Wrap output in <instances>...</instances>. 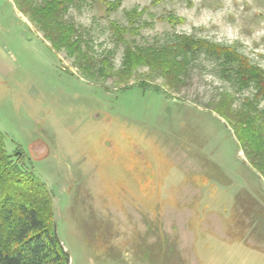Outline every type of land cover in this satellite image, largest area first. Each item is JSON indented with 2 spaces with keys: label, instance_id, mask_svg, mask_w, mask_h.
Returning <instances> with one entry per match:
<instances>
[{
  "label": "rangeland",
  "instance_id": "rangeland-1",
  "mask_svg": "<svg viewBox=\"0 0 264 264\" xmlns=\"http://www.w3.org/2000/svg\"><path fill=\"white\" fill-rule=\"evenodd\" d=\"M104 1L115 0H74L64 14L94 57L91 75L15 0H0V131L52 191L71 264H264V180L213 109L262 110L264 96L205 52L178 82L146 66L124 80L98 71L103 58L114 73L124 66L110 22L127 26L132 9L143 11L126 35L133 46L188 35L264 70V0H122L111 14Z\"/></svg>",
  "mask_w": 264,
  "mask_h": 264
},
{
  "label": "trees",
  "instance_id": "trees-1",
  "mask_svg": "<svg viewBox=\"0 0 264 264\" xmlns=\"http://www.w3.org/2000/svg\"><path fill=\"white\" fill-rule=\"evenodd\" d=\"M73 1L42 0L37 3L36 0H15L23 12L40 22L53 48L64 47L70 56L83 59L84 68L93 75L94 57L83 49L85 41L79 30L64 20ZM160 1L154 0L153 4ZM104 3L106 12L111 14L121 7L122 0ZM142 13L138 9L127 11V26L110 22L115 39L125 45L124 66L114 73L108 59L103 58L100 62L104 69L98 70L103 76L114 75L124 80L131 78L139 67L146 66L153 74L170 76L178 82L190 59L205 52L221 60L224 77H236L240 89L255 86L257 96H264V70L249 65L235 47L220 48L205 39L188 35L180 37L177 45L169 48L154 50L133 46L126 35L139 33L140 27L136 24ZM167 20L172 24L184 21L173 14ZM87 48H91L89 44ZM140 85L150 84L141 81ZM247 105L246 110L237 113L233 108L225 110L215 106L213 109L229 121L247 161L264 180V107L259 110L253 101ZM22 156L21 150L14 155L7 152L4 134L0 131V264H71L70 255L57 232L54 195L33 171L22 168L14 160V157L19 159Z\"/></svg>",
  "mask_w": 264,
  "mask_h": 264
}]
</instances>
